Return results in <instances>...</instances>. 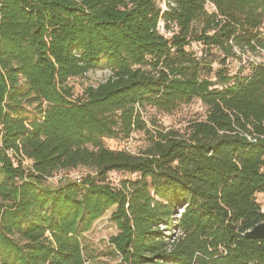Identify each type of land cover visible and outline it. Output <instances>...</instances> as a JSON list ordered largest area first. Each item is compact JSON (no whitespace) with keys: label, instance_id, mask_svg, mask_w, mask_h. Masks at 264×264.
Segmentation results:
<instances>
[{"label":"trees","instance_id":"16d2710c","mask_svg":"<svg viewBox=\"0 0 264 264\" xmlns=\"http://www.w3.org/2000/svg\"><path fill=\"white\" fill-rule=\"evenodd\" d=\"M260 196L264 0H0V264H91L113 208L117 264H264Z\"/></svg>","mask_w":264,"mask_h":264},{"label":"rangeland","instance_id":"374dc122","mask_svg":"<svg viewBox=\"0 0 264 264\" xmlns=\"http://www.w3.org/2000/svg\"><path fill=\"white\" fill-rule=\"evenodd\" d=\"M162 33L164 32L163 25L160 28ZM260 61V58H257ZM240 64L237 62L234 64V68L237 69ZM108 76L107 71H97L91 73L85 78H78L70 81V85L75 88L76 95H81L83 90L90 85H97L101 81H104ZM35 106L30 108L32 117L36 116L33 109ZM203 111L202 106L199 103H195L190 107L183 108L179 113L173 116H165L162 114H156L153 112L155 117L160 120L166 127H177L179 128L186 122L196 115V113H201ZM105 144L108 148L113 150H126L132 154H138L141 150L145 149L147 146V141L144 133L137 132L131 135L128 139H107ZM85 171L73 172L71 177L77 178L81 176ZM130 178L127 174L122 173H111L109 175V181L117 185L121 180ZM63 181V176L59 175L52 179V184L57 185L59 182ZM259 199L264 201L263 197L260 196ZM114 208L106 214L101 220H99L93 227V229L86 235V242L88 245L89 255L92 258L90 260L91 264H117L119 262L118 258L113 254L111 245L109 244L110 239L118 234V229L111 219Z\"/></svg>","mask_w":264,"mask_h":264},{"label":"water","instance_id":"95a60500","mask_svg":"<svg viewBox=\"0 0 264 264\" xmlns=\"http://www.w3.org/2000/svg\"><path fill=\"white\" fill-rule=\"evenodd\" d=\"M247 239L262 240L264 239V223L255 227L253 230L246 234Z\"/></svg>","mask_w":264,"mask_h":264}]
</instances>
